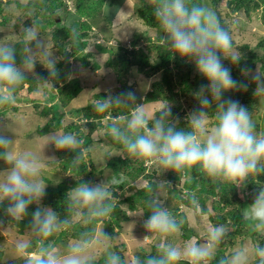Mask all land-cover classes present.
<instances>
[{"label": "clouds", "instance_id": "clouds-1", "mask_svg": "<svg viewBox=\"0 0 264 264\" xmlns=\"http://www.w3.org/2000/svg\"><path fill=\"white\" fill-rule=\"evenodd\" d=\"M124 14L127 13L123 10L117 11L112 21L114 26H119ZM154 15L164 33L161 39L164 48L174 56L194 62L196 70L208 81L194 93L199 107L185 118L187 126L181 127L170 103L153 112L145 103H138L134 91L109 94L95 102L96 112L134 107L129 116L110 123L107 134L128 154L148 158L165 170L184 172L195 166L213 178L233 182L236 187L245 185L251 175L264 174V132H257L248 107L238 100L225 98L229 92H247L249 82H253L255 97L264 100V73L259 68L253 71L241 67L243 79L233 77L223 61L240 66L242 53L212 7L191 0H155ZM19 35V41L0 39V108L17 103L16 90L30 77L48 84L60 75L57 65L61 58L54 55L39 25L24 26ZM37 64L47 69V79L35 72ZM68 78H72L71 74ZM209 110L215 112L214 125L210 123ZM13 125L14 121L0 123V160L7 165L0 169V206H3L0 211L8 224L22 223L31 216L29 230L33 239L15 245L19 253L28 256L26 264H95V249L101 244L105 250V264H125L118 252L109 249L108 242L115 237L103 231L81 232L77 239L69 242L63 254L57 252L49 239L71 227L74 221L89 225L110 217L115 200L111 185L116 180L78 183L67 193L69 215L61 217L58 211L42 203L48 185L42 179L44 161L35 152L17 151ZM96 135L93 131L92 136ZM49 143L58 150L76 153L73 159L76 163L85 156V139L77 133H49ZM158 184L162 189L171 187L168 181ZM186 199L190 204L189 213L177 218L166 205L165 198L153 195L147 202L149 215L144 220L147 232L167 238L179 233L185 223L194 221L196 216L207 218L194 193L186 195ZM32 205L36 208L29 212ZM242 216L251 222L254 230L264 231V187H260L252 203L244 207ZM3 223L0 219V225ZM226 236V228L218 225L209 227L204 243L193 237L181 246L165 239L157 245L156 255L137 257L132 264H179L182 259L190 260L191 264H209L216 246ZM147 239L148 235L143 240ZM253 259L264 264V246L250 248L245 244L220 258L218 264H251Z\"/></svg>", "mask_w": 264, "mask_h": 264}, {"label": "trees", "instance_id": "trees-1", "mask_svg": "<svg viewBox=\"0 0 264 264\" xmlns=\"http://www.w3.org/2000/svg\"><path fill=\"white\" fill-rule=\"evenodd\" d=\"M226 1V3H224ZM192 3L203 4L212 7L221 19V23L230 30L229 24H227L221 17L220 8L222 4H225L229 10L234 13L244 12L245 15L251 17L255 12L261 11V18L264 24V0H191ZM18 3V2H17ZM105 4V0H76V14L70 16V24L67 22H59L58 11L65 7L62 0H30L27 5L17 4L19 8L25 12H30L32 18L28 20L26 25L31 24L39 25L43 32L46 27H50V31L44 34L45 37H50L55 47L58 48V53L61 55V60L57 67L60 75L57 80H54L48 84L38 83L32 77L26 80L17 90L16 97L18 102L28 101L33 105L45 103L44 111L42 115H52L46 124L37 128V134L40 137H44L49 133L56 132L60 129L77 133L85 139V149H89L94 143L92 136L93 131H97L99 128L108 127L112 122H118L120 117H127L133 110L134 106L129 107H115L107 113H98L94 110V104L97 100L106 97L104 92L95 96V101L89 103L81 109H77L73 114L74 117L80 120V124L71 123L67 126H63L65 110L82 92V87L78 80L69 79L68 76L71 73L72 61H79L84 68L97 71L99 64L90 63V59L95 58L94 52H86L88 47V38L90 37V31L94 28L93 23L96 22V15L102 11ZM155 0L152 4L143 2L137 9V14L144 21L146 26L157 32L155 40L149 36H145L146 41L149 42L148 51H156L158 53V61L152 63L149 55L146 54L144 48H137L141 39L144 38L136 36L132 42L133 48L129 50L126 47H119L120 51H123V55L109 58L107 65L112 67L118 75L129 73L132 68H136L138 73L144 75L147 78H153L156 75H161L160 80L154 81L151 86L150 92L145 97L143 103H155L162 102L166 105L170 103L174 116H176L181 110L180 104L181 93L193 94L198 91L201 85H206L208 81L201 75L195 74L197 72L194 62H190L180 56L167 51L161 44V39L164 36L158 20L154 15ZM43 18V20L40 19ZM56 17V18H55ZM83 19V20H82ZM8 23L7 17L4 15L3 3L0 1V27H6ZM9 41V36H5ZM234 42V40H233ZM235 45V42H234ZM18 48L20 46H17ZM242 53V61L240 66H234L230 63H225V66L231 69L232 75L237 80H242L241 67H246L255 71L257 68L264 73V39L257 44L256 48H251L249 45L238 47ZM97 50L101 53L113 54V51L97 46ZM19 62V55L17 56ZM44 79L48 78V72L46 70L41 72V76ZM49 87L51 89H49ZM179 87V91L176 88ZM256 85L253 82H249V88L247 92H229L225 94V98H231L238 100L242 105L249 108L252 113L253 119L257 116L256 100L255 97ZM27 90L29 97L24 100L19 93ZM181 92V93H180ZM122 93H126L125 91ZM56 101V102H54ZM141 103V102H138ZM50 105V106H49ZM199 105H197V108ZM196 108V109H197ZM15 109L13 106H6L0 108V117H5L7 113ZM212 116H215V112L209 110ZM114 120V121H113ZM106 123L103 125V122ZM89 128L87 134L82 130L83 126ZM181 127H186L184 122L180 123ZM257 132H264V116L262 118L261 125H257ZM64 127V128H63ZM106 138L109 140L114 148L124 151L125 149L121 144L114 141L107 133ZM101 142L102 139H98ZM65 159L63 160L61 169L64 172H69L74 179L80 178L74 182L67 180H61L59 183H53L50 179H45L47 185L46 196L42 203L45 206H50L61 215L65 217L69 215V198L67 193L80 182H86L82 178H90L95 172L93 161H89V166L85 163L86 157L76 163L73 159L76 153L61 151ZM89 153V152H88ZM148 158L136 157L134 166L133 159L118 158L110 162L107 167L113 170V174L109 181L115 179L116 183L111 185V189L115 195V202L119 198V193H128L124 200L114 202V210L110 217L95 221L93 224L80 225L72 224L71 227L62 231L55 239L54 246L61 243L64 239H77L79 234L83 231H96L97 225L102 222L106 228H109L108 235L114 237L116 235L115 229H122L121 223L129 219L128 212L124 211L121 207L122 204H127L128 209L134 213L137 211H143L144 219H147L149 213H147V202L153 196L156 195L159 186L156 181V175L158 173V164H154L153 167L148 166ZM7 167L6 163L0 160V169ZM150 171L149 169H152ZM91 169V170H89ZM174 175V171H171ZM170 172V173H171ZM103 173V172H102ZM177 176H173V181H179L181 176L188 177L182 188L178 190H170L169 194L174 195L176 199L175 208H170L172 213L177 218L186 217L181 213V206L190 208L189 201L186 199V195L195 193L198 191L197 198L202 207L205 208L207 202L213 198L220 197L218 202H214L213 209L221 212L222 215L217 218L210 216L214 222V226L223 225L225 227H231L233 230L227 233L226 239L220 244L222 247H232L235 245L238 238L244 240L245 238L252 239L254 245L264 246V231L254 230L251 226V222L246 221L242 216L244 207H247L252 203L253 197L259 192L260 187H264V174L251 175L245 185L236 187V185L222 178H213L206 172L202 171L198 167H192L184 172L176 171ZM94 176V175H93ZM140 178H145L147 185L143 188H137L133 185ZM200 187V188H199ZM152 189L153 191H149ZM133 191V193H132ZM3 206H0L2 208ZM36 205H32L29 212L34 211ZM0 219L4 220L5 224H8L7 218L3 216L0 211ZM31 216L29 215L22 223H10L17 229L20 235H24L29 230ZM182 239L185 241L191 240L193 237L200 242V238L197 234L189 228L188 223H185L182 230L179 232ZM52 240V237L49 238ZM1 241V238H0ZM125 262L124 254L121 251H117ZM157 254V245L152 246V252L150 254L139 253L138 256L144 258L150 255ZM225 256V249H221L217 252L213 259L209 261V264H218L220 258ZM3 252L0 251V264H11V262H2ZM19 264H26V261H22ZM95 264H105L104 257L99 261L95 260ZM125 264H127L125 262ZM179 264H191L188 261L181 260Z\"/></svg>", "mask_w": 264, "mask_h": 264}, {"label": "rangeland", "instance_id": "rangeland-1", "mask_svg": "<svg viewBox=\"0 0 264 264\" xmlns=\"http://www.w3.org/2000/svg\"><path fill=\"white\" fill-rule=\"evenodd\" d=\"M3 3L4 15L8 19V23L6 27H0V39H8L5 36H9L10 42L19 41L20 40V31L28 20L32 18L30 12H25L23 9L19 8L17 5H27L30 0H0ZM65 7L58 11L59 14V22L65 23L67 25L70 24V16H67V13L71 15L76 14V0H62ZM154 0H105L104 7L102 11H100L96 15V22L93 23V29L90 31V37L88 40V47L86 52H94L96 54L95 58L90 59V63H98L99 69L97 71H92L91 69L84 68L79 61H72L71 68V79L78 80L80 86L83 88L82 92L79 96L72 101V103L65 109L62 110L64 113L63 118V126H67L71 123L80 124V120L74 117V112L77 109H81L95 101V96L99 93L104 92L109 95H117L122 92L134 91L137 95V101L143 103L145 97L151 90L152 83L154 81L160 80L161 75H156L153 78H147L144 75L138 73L136 68H132L129 73L118 75V73L107 65V61L109 58L117 57L118 55H123L124 52L119 50V47H126L129 50L133 48L132 42L135 40L136 36L143 37L139 42L137 48H144L146 54L149 55V58L152 63H156L158 61V53L156 51L149 52L148 45L149 42L146 41L145 36L151 37L155 40L157 36V32L155 30L149 29L144 21L137 14V9L142 5L143 2L152 4ZM18 2V3H17ZM226 3V1H224ZM118 10H123L125 13L121 16V23L119 26H114L112 21L115 19L116 13ZM222 19L229 24L230 32L233 36V40L235 42V47L249 45L251 48H256L257 44L260 43L262 39H264V24L261 18V11L254 12L251 17L245 15L244 12L234 13L222 4L220 8ZM56 18V17H55ZM41 20L43 18L40 17ZM83 20V19H82ZM34 24V23H33ZM42 34H46L50 31V27L45 28V32L40 27ZM45 37V36H44ZM50 46L53 48L54 55L61 58V55L58 53V48L55 47L54 43L51 41L50 37H45ZM9 42V41H6ZM97 46L113 51V54L110 53H101L97 50ZM239 50V49H238ZM240 51V50H239ZM61 60V59H60ZM60 62V61H59ZM224 64L228 63V60L223 61ZM258 69V68H257ZM256 69V70H257ZM47 69L41 65L37 64L35 68V72L38 76H41V72ZM255 70V71H256ZM200 74L198 71L193 74ZM148 85L147 90H145V86ZM49 89H51L49 87ZM179 87L176 88V91H179ZM181 93V92H180ZM24 100L28 98L30 95L27 90L19 93ZM180 104L182 106L179 113L176 117L179 118L180 123L184 122L187 124V120L185 119L189 113L194 111L197 108L198 101L193 94H185L181 93ZM148 108L153 111H159L166 104L162 102H155L146 104ZM11 109L5 117H0V123L8 124L11 121H14V134L16 136V149L17 151H32L37 155L41 156V159L45 163V168L43 170L42 179L45 182V179H50L53 183H59L61 180H67L70 182L77 181L80 178L74 179L75 176L71 175L69 172H64L61 169L63 160L65 159L64 155L60 153L58 149L55 148L51 143L48 144L49 134L40 137L37 134V128L43 126L48 122L52 115H42L44 111L45 103L33 105L28 101L18 102L15 105H12ZM50 106V105H49ZM256 108H257V116L254 119L257 125H261L262 118L264 116V100L258 97L256 100ZM210 123L214 125L216 123L215 116H212L209 113ZM114 121V120H113ZM106 123L103 122V125ZM63 127V128H64ZM107 127L99 128L97 131V135L93 137L94 143L89 149H85V163L89 164V161L92 160L94 165L92 167L95 168V172L90 178H82L86 182L92 184L104 183L108 181L113 174V170L109 169L107 165L118 159H133L134 166L135 156H132L127 153L126 150L122 151L117 148H114L109 140L106 138ZM82 130L85 134L89 132V128L86 125L83 126ZM56 132H66L64 129H60ZM102 139L101 142H98V139ZM89 152V153H88ZM87 164V165H88ZM156 165L154 161L150 160L147 162L148 166L153 167ZM89 166V165H88ZM158 173L156 175L157 184L161 181H168L171 184L170 188L162 189L160 188L156 193V195H160L161 197L166 199V205L169 208H175L176 199H174V195L169 194L170 190H180L183 184L189 180L188 177L181 176L179 181H173L171 178L174 175L172 174V170H165L163 168H157ZM91 170V169H89ZM150 171L153 170L149 169ZM103 172V173H102ZM171 172V173H170ZM133 185H136L137 188H143L147 185V181L144 178H140ZM200 188V187H199ZM133 193V191H132ZM197 197L198 191L194 193ZM128 193H119V198L116 200H124ZM220 197L213 198L209 200L204 208L207 213V218L205 219L203 216H196L194 221L187 222L189 228L193 230L195 234H197L200 238L199 243H204L207 240L208 229L210 226H214V222L211 220L210 216L218 217L221 216L222 213L215 211L213 209L214 202H218ZM115 202V200H114ZM115 202V203H116ZM124 211L128 212L129 219L127 221H123L121 223L122 229H118L116 227L114 236L115 239L108 242L109 249L111 251H121L124 254L125 262L127 264H132L133 260L138 256L139 253L150 254L152 252V246L158 245L162 240L167 239L168 242L178 244L183 246L186 242L182 239L180 233L174 234L167 238L161 236L159 233H148L144 228V214L143 211H137L132 213L128 209L127 204H122L121 207ZM189 209L186 206H181V213L185 216L188 215ZM84 225L79 221H74L73 224ZM225 227V226H224ZM227 233L232 232L230 225L229 227H225ZM65 231V230H64ZM104 232L108 235L109 228L100 222L95 232ZM61 233V232H60ZM55 234L52 237V242H55V239L60 234ZM148 235L147 240H143L145 236ZM110 236V235H109ZM0 251L3 252L2 262H11V264H19L22 261H27L28 256L19 253L15 245L18 242L32 240L30 231H27L24 235H20L16 228H14L11 224L0 225ZM74 239L66 238L61 243H58L55 247L58 253L63 254L66 250L69 242ZM143 240V241H142ZM197 240V239H196ZM252 239L245 238L241 240L238 238L235 245L232 247H222L220 244L215 248V255L221 249H225V256L230 255L235 249L247 244L250 248L255 247ZM224 243V242H223ZM35 248L32 249L34 251ZM96 259L99 261L101 258L105 257V250L103 245L96 246ZM214 255V256H215ZM214 258V257H213ZM212 258V259H213ZM184 261H188V259H182ZM251 264H258L256 259L251 261Z\"/></svg>", "mask_w": 264, "mask_h": 264}, {"label": "bare ground", "instance_id": "bare-ground-1", "mask_svg": "<svg viewBox=\"0 0 264 264\" xmlns=\"http://www.w3.org/2000/svg\"><path fill=\"white\" fill-rule=\"evenodd\" d=\"M54 102H56V101H54Z\"/></svg>", "mask_w": 264, "mask_h": 264}]
</instances>
